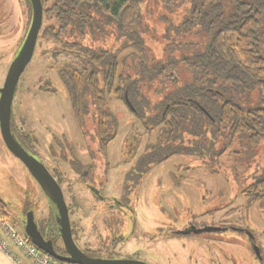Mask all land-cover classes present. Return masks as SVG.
I'll return each instance as SVG.
<instances>
[{
  "label": "trees",
  "instance_id": "16d2710c",
  "mask_svg": "<svg viewBox=\"0 0 264 264\" xmlns=\"http://www.w3.org/2000/svg\"><path fill=\"white\" fill-rule=\"evenodd\" d=\"M150 1L177 15L164 18L168 25L160 56L145 42ZM26 3L31 21L30 0ZM42 3L51 22L41 37L52 43L53 57H72L58 74L83 130L89 128L107 151L120 127L109 104L114 96L127 104L146 133L156 131L155 141L137 157V145L126 142L128 161L134 159L131 186L177 155L211 162L229 153L255 166L264 161V0ZM3 8L0 0V23ZM50 86L45 82L40 89L52 92ZM11 127L29 149L28 136L17 130L13 115ZM242 192L247 206L258 202L264 211V164ZM5 208L0 199L3 215ZM55 213L52 204L45 226L40 224L49 237L59 228Z\"/></svg>",
  "mask_w": 264,
  "mask_h": 264
},
{
  "label": "rangeland",
  "instance_id": "374dc122",
  "mask_svg": "<svg viewBox=\"0 0 264 264\" xmlns=\"http://www.w3.org/2000/svg\"><path fill=\"white\" fill-rule=\"evenodd\" d=\"M3 1L0 86L4 84L10 64L31 23L26 0ZM175 12L151 1L147 4L146 17L150 29L145 42L157 56L163 53L162 35L168 25L164 18H175ZM50 22L43 16L34 56L17 87L12 115L17 130L29 137V143L33 142L35 156L50 165H58L64 173L66 179L62 187L67 203L72 206L71 221L80 245L98 247L103 242L101 233H105L106 228L105 209L86 187L77 182L80 174L72 170L68 161L77 156L84 163H89L93 155L99 157L100 153L96 150L93 132L80 126L68 91L58 74L60 68L72 62V57H53L52 43L41 37L44 27ZM190 37L199 39L195 35ZM45 82L50 83L52 92L40 89ZM109 104L120 127L107 146V159L116 168L111 169L105 190L110 196L119 197L124 175L130 167L129 162L124 165L129 158L127 140L137 145V157L146 145L155 141L156 131L146 133L124 101L110 96ZM244 162L229 153L219 161L211 162L201 161L196 156L177 155L153 166L143 178L138 195L137 189L133 194L131 206L137 214L138 225L135 227V222L131 221L133 214L130 215L123 229V234L130 240L119 250L127 253L132 249L136 252L135 257L153 264H264V259L261 263L255 258L246 241L231 237H240L233 231L202 232L181 235L180 238L171 233L172 238L158 237L161 230L168 232L182 228L188 221L200 228L211 224H237L244 217V222L255 231L264 258L263 207L258 202L247 206L242 192L264 161H258L256 166L254 162ZM121 163L123 167H119ZM0 199L10 213L5 216L20 230L25 219L24 210L28 208L35 212L41 223L49 217V199L5 144L0 149Z\"/></svg>",
  "mask_w": 264,
  "mask_h": 264
},
{
  "label": "flooded vegetation",
  "instance_id": "af4514ba",
  "mask_svg": "<svg viewBox=\"0 0 264 264\" xmlns=\"http://www.w3.org/2000/svg\"><path fill=\"white\" fill-rule=\"evenodd\" d=\"M29 141H30V139L28 137V140L26 143H29ZM32 143L28 144L29 149H26V150L35 156V151H34V148L32 147L33 146ZM90 144H89V146L91 148ZM96 150L98 153H100V156L96 157L95 155H93V159L91 162L84 163V161L79 160L77 158V156L74 154L76 157L73 160L68 161V164L70 165V167L72 168V170L75 173L80 174V178L77 180V182L80 183L81 185H83L84 187H86L88 192L90 194H92L99 201V203L102 204V207L105 209V213L107 215V218H105V220H104L105 226H106V228H104L105 233L104 232L101 233L104 236L103 242L98 247H91V246L84 247V246L80 245L79 239L76 236L74 225L71 221L70 210H71L72 206H70L66 201V203L68 205V209H69V216H70L73 238H74L75 242L77 243V245L84 252H86L87 254H89L91 256L103 257V258H136V259H140L139 257H135L136 255H134V254H136V252H133L134 250L131 249V250L127 251V253H124V252L120 251L119 248H120V246L122 247V245H125L127 240H130L129 238H127L123 234V231H124L123 229L126 225V220L128 219V217L130 215L133 214L131 221L135 222V227H137V225H138V221H137L136 216H135L137 214L134 211L133 207L131 206V203L133 202V199H134L133 194H134L135 190L136 189L138 190V192H137V195H138V193L141 189V185L143 183L142 182L143 178L147 174L142 177L140 182L135 187L131 186V181L129 180L128 177H129L130 171L133 167V162L132 161H124L125 162L124 165L128 164V162H129L130 167L128 168V170H127V168H125L127 170V172L124 175L121 194L119 197L116 195L110 196V194L106 193L105 188H106V186H108L109 181H110L109 178L111 176L110 175L111 169H115L116 167H113L111 164V161H108L109 159H107L108 158V156H107L108 150L106 152H103L101 147L97 144H96ZM94 154H95V152H94ZM41 162L54 175V177L59 182V184L63 190L62 184L64 183L66 177H65L64 173L61 171L60 167H58V165H56V166L50 165L46 161H41ZM22 164L24 165V167L28 171V173L31 175L27 166L23 162H22ZM46 164H48L49 166H47ZM120 166L123 167V164L121 163L119 165V167ZM117 169H118V167H117ZM35 181L37 182L36 179H35ZM38 185L40 186L39 183H38ZM129 185H130V187H129ZM130 188H131V191H130ZM63 193H64V190H63ZM44 195L46 196L45 192H44ZM64 197H65V194H64ZM65 200H66V198H65ZM49 208L51 211V205L49 206ZM29 210H32V209L24 210L25 219L22 220L23 227L21 229L23 233L25 232L26 214ZM50 211H49V215H50ZM55 214H56V220H57V213H55ZM35 217H36V215H35ZM36 221H37L38 227H39L40 231L42 232V234L44 235V237L47 240H51L53 242L55 250L59 254L67 256L68 253L65 249L60 230H58L59 228H57V234H53L51 237H49L48 234H46V231L43 232L40 228V224L42 226H45L43 224V222L41 223L37 217H36ZM183 226L184 227H182V228L177 227V228L173 229L172 235L175 236L176 238H180L181 235L182 236L183 235L184 236L198 235V234L202 233V232H199L198 229H202V228H205L208 226H218V227L223 228L222 230H219V231L217 230V231H209V232H221V233H223V232L233 231L234 233H237L240 237H237V236H231V237L235 238V239H239L241 241H246L249 245L248 247L254 253L255 258L257 260H259L261 263H263L264 258L262 256L260 246L258 245L259 243L257 241V236L255 234V231L251 228V226L248 223L244 222V217H243V221L241 223H237V224H227V223L211 224V225H207L205 227L199 228L198 225L192 223L191 221H188ZM46 227H45V230L47 229ZM159 229H161V227H159ZM196 231H198V232H196ZM170 234H171V229L168 232H164L163 230H161V232L158 233V237H160V235H161V237H163V239L172 238L173 236L171 235V237H170ZM103 236H101V239ZM99 238H100V236H99ZM151 239H154V237ZM255 247L259 248L260 254L256 253ZM140 260H143V259H140ZM144 261H146V260H144Z\"/></svg>",
  "mask_w": 264,
  "mask_h": 264
},
{
  "label": "water",
  "instance_id": "95a60500",
  "mask_svg": "<svg viewBox=\"0 0 264 264\" xmlns=\"http://www.w3.org/2000/svg\"><path fill=\"white\" fill-rule=\"evenodd\" d=\"M30 3L32 6V19L29 29L21 47L10 64L4 84L0 86V131L6 147L27 166L31 175L45 192L50 205H54L57 213V223L68 255L59 254L55 250L53 242L44 237L38 227L33 210H29L26 214L25 234L41 250L60 261L71 264H152L136 258H103L91 256L84 252L73 238L69 209L59 182L39 158L24 148L12 131L14 97L20 78L34 56L43 24L42 0H30ZM222 229V227L218 226H208L198 229V231L209 232ZM255 250L257 254H260L258 247H255Z\"/></svg>",
  "mask_w": 264,
  "mask_h": 264
},
{
  "label": "built area",
  "instance_id": "2783aa9c",
  "mask_svg": "<svg viewBox=\"0 0 264 264\" xmlns=\"http://www.w3.org/2000/svg\"><path fill=\"white\" fill-rule=\"evenodd\" d=\"M0 246L18 261L20 256L13 248L26 256L29 264H71L60 261L37 247L20 229L0 213Z\"/></svg>",
  "mask_w": 264,
  "mask_h": 264
},
{
  "label": "crops",
  "instance_id": "0c3cea01",
  "mask_svg": "<svg viewBox=\"0 0 264 264\" xmlns=\"http://www.w3.org/2000/svg\"><path fill=\"white\" fill-rule=\"evenodd\" d=\"M2 148H4V141L2 139L1 131H0V149ZM5 211L7 212V214H10L7 208L5 209ZM13 250L15 253H17L20 256L18 261L15 259L13 255L6 252L0 246V264H29L30 263V260L26 256L20 254V251L18 249L13 248Z\"/></svg>",
  "mask_w": 264,
  "mask_h": 264
}]
</instances>
